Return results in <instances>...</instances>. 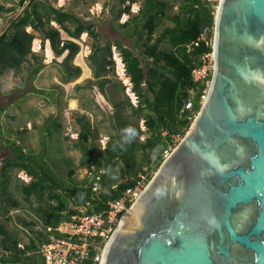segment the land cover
Returning <instances> with one entry per match:
<instances>
[{
    "label": "water",
    "instance_id": "water-1",
    "mask_svg": "<svg viewBox=\"0 0 264 264\" xmlns=\"http://www.w3.org/2000/svg\"><path fill=\"white\" fill-rule=\"evenodd\" d=\"M205 102L100 264H264V0H221Z\"/></svg>",
    "mask_w": 264,
    "mask_h": 264
},
{
    "label": "trees",
    "instance_id": "trees-1",
    "mask_svg": "<svg viewBox=\"0 0 264 264\" xmlns=\"http://www.w3.org/2000/svg\"><path fill=\"white\" fill-rule=\"evenodd\" d=\"M25 1L20 0V3L23 4ZM125 1L121 0V3ZM135 1L131 0V3ZM129 8L130 5H126L124 12H128ZM166 9V3L160 0H143L139 14L135 17L141 21L142 30L146 35V42L142 44L144 47L142 59L119 43L112 44L108 40L101 46L100 33L92 23L41 0H28L22 14L11 21L9 27L0 34V76L7 69L19 72L23 64L30 61L28 56L37 61L29 70L26 81L28 87L24 90L26 94L47 93L33 85L35 77L45 65L32 52L34 35L26 31V27H31L49 41L55 56L67 52L66 57L57 62L67 78L78 76L80 73L78 67L69 64V60L78 52L79 45L71 40L62 42L59 30L50 25L51 22H55L70 38L78 39L82 33H87L93 39L89 59L94 77L100 80L101 92L104 91V85L110 82L104 77L107 70L114 67L111 47L115 46L130 78L132 92L138 99L136 108L132 107L128 100L113 104L111 119L117 126V133L116 136L110 137L101 154H96L91 147V140L96 137L91 124L84 117L79 120L78 141L79 148L85 156L84 164L90 170L104 171L101 183L106 189L99 195H94L91 185L87 184L85 178L82 183L75 185H68L60 178L47 158V142L43 141L41 150L37 153L23 151L15 142H10L12 154L1 167V172L4 174L10 169L23 171L31 180L19 186L21 196L27 201L33 197L38 200L46 198L54 204L47 210H42L45 219L41 224V230H36L35 236L24 248H19L18 240L0 225V264H22L23 257L27 259L23 264H44L40 245L50 238L51 232H47V228H55L61 222L69 221L74 213V207L86 201L91 203L90 213L105 210L107 203L120 197L125 189L135 183L139 174H148L150 180L151 172L157 171L164 161L165 152H171L176 147L177 143L174 144L176 135L184 137L192 122L190 116L199 111L200 104L197 98L204 89L200 82L193 80V71L201 66L203 56L212 51V45L201 41L199 36L203 28H214V16L202 0H182L178 13L173 15L168 14ZM165 19L174 25L165 27L150 45L149 41L152 40L153 34ZM195 42H198L197 46L194 45ZM160 43L166 44L169 51L160 50L158 48ZM189 45L191 49L188 50ZM190 89L196 91V98L193 108L185 110ZM126 106L131 109V116L124 115ZM140 118L144 119L150 133L144 141H140L141 130L136 125ZM53 126L57 129L60 124ZM46 127L50 129V126ZM52 132H49L50 135ZM138 154L143 155L139 162ZM117 162L123 163L128 170L132 169L135 177L130 180L126 178L119 183H107V170ZM73 175L74 170L70 169L68 178ZM114 179L113 182H116V178ZM9 202H12L10 198L0 194L1 209L4 210ZM86 264L91 263L88 261Z\"/></svg>",
    "mask_w": 264,
    "mask_h": 264
},
{
    "label": "rangeland",
    "instance_id": "rangeland-1",
    "mask_svg": "<svg viewBox=\"0 0 264 264\" xmlns=\"http://www.w3.org/2000/svg\"><path fill=\"white\" fill-rule=\"evenodd\" d=\"M41 1L92 23L100 33L101 46L109 40L112 44L119 43L131 49L141 59L144 57L142 44L146 42V35L142 30L141 21L135 19L143 0H136L133 3L131 0H126L124 3H121V0ZM160 1L166 3V12L170 15L178 13L182 2V0ZM27 4L28 0L23 4L20 0H0V34L9 27L11 21L22 14ZM128 4L129 11L124 12ZM50 25L59 30L62 42L71 40L79 45L78 52L69 60L71 66L80 69L78 76L67 78L61 72L57 62H61L67 52L55 56L49 41L31 27L25 28L34 35L31 50L45 65L35 77L33 85L47 93L37 95L24 92L28 87L26 81L29 70L37 62L31 56H28L30 61L24 63L19 72L15 73L12 69H7L0 76V194L12 200L6 204L4 210L0 208V225L18 240L19 248L29 245L36 230H41V224L45 219L42 210H47L54 202L46 198L38 200L34 197L29 201L25 200L19 192V186L21 183H28L31 178L16 169H10L4 174L1 172V167L12 154L10 142H15L23 151L33 153L41 150L43 141L47 142V158L60 178L68 185L80 184L89 169L84 164L85 156L79 148V120L84 117L91 124L96 135L91 140V147L96 154H101L110 137L116 136L117 133V126L111 119L113 104L128 100L131 106L136 108L138 103L137 97L132 92V84L120 52L115 46L111 47L114 67L109 68L104 77L113 83H106L103 93L99 89L100 80L94 77L89 59L93 39L87 33H82L78 39L70 38L55 22H51ZM173 25L170 20H163L149 44L155 42L165 27ZM158 48L169 51L164 43H160ZM72 102L74 106L71 105ZM124 109V115L131 116L130 107L126 106ZM137 123L141 130L139 139L144 141L150 133L147 131L144 119H138ZM53 124H60V127L56 129ZM46 126H50V129ZM49 132H52L51 135ZM141 158L143 155L138 154V162ZM70 169L74 170V175L68 178ZM155 173L156 171L151 172V178ZM134 177L132 169L128 170L123 163L117 162L107 170L106 178L107 183L113 184ZM114 178L116 182H113ZM24 261H27L25 257L22 259V264Z\"/></svg>",
    "mask_w": 264,
    "mask_h": 264
},
{
    "label": "built area",
    "instance_id": "built-area-1",
    "mask_svg": "<svg viewBox=\"0 0 264 264\" xmlns=\"http://www.w3.org/2000/svg\"><path fill=\"white\" fill-rule=\"evenodd\" d=\"M210 9L215 17L220 7L221 0H202ZM212 34V37H210ZM201 41H206L212 45L213 27L203 28L200 36ZM195 46L198 42L194 43ZM188 50L191 45L187 46ZM214 69L213 51L205 54L202 64L193 71V80L200 82L204 89L197 98L200 107L205 102ZM196 91L188 90V98L184 109L193 108ZM200 109V108H199ZM198 113V112H197ZM197 113H193L190 119L194 120ZM181 136L176 135L174 144L180 142ZM169 154L165 152V157ZM104 171L87 170L85 179L91 185L94 195H99L106 188L102 185V174ZM150 180L148 174L141 173L135 179V183L125 189L120 197L107 203V208L100 212L90 213L91 203L86 201L84 204L74 207V213L69 221L61 222L55 228H47L51 232L47 242L40 245V254L44 264H100L103 251L109 238L115 231L122 217L129 211L133 203L139 198L144 188Z\"/></svg>",
    "mask_w": 264,
    "mask_h": 264
},
{
    "label": "bare ground",
    "instance_id": "bare-ground-1",
    "mask_svg": "<svg viewBox=\"0 0 264 264\" xmlns=\"http://www.w3.org/2000/svg\"><path fill=\"white\" fill-rule=\"evenodd\" d=\"M72 106H74V102H72L71 104ZM131 209H129V211L122 217V221L124 220V218L127 216V214L130 212Z\"/></svg>",
    "mask_w": 264,
    "mask_h": 264
},
{
    "label": "flooded vegetation",
    "instance_id": "flooded-vegetation-1",
    "mask_svg": "<svg viewBox=\"0 0 264 264\" xmlns=\"http://www.w3.org/2000/svg\"><path fill=\"white\" fill-rule=\"evenodd\" d=\"M213 35H214V28H213ZM212 74H213V72H212ZM211 78H212V75H211Z\"/></svg>",
    "mask_w": 264,
    "mask_h": 264
}]
</instances>
